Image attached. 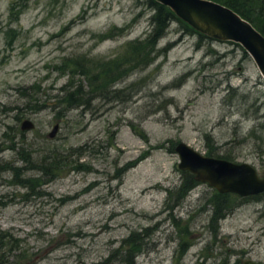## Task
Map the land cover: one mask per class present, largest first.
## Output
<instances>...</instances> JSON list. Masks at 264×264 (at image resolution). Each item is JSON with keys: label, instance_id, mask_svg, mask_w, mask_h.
I'll use <instances>...</instances> for the list:
<instances>
[{"label": "rangeland", "instance_id": "obj_1", "mask_svg": "<svg viewBox=\"0 0 264 264\" xmlns=\"http://www.w3.org/2000/svg\"><path fill=\"white\" fill-rule=\"evenodd\" d=\"M153 11L150 0H0V264H127L129 246L134 264H264V193L224 197L172 148L264 175V78L237 42L177 16L152 62L126 61ZM77 86L86 103L68 107Z\"/></svg>", "mask_w": 264, "mask_h": 264}, {"label": "water", "instance_id": "obj_2", "mask_svg": "<svg viewBox=\"0 0 264 264\" xmlns=\"http://www.w3.org/2000/svg\"><path fill=\"white\" fill-rule=\"evenodd\" d=\"M156 1L168 6L178 18L195 30L216 39L240 44L264 78V34L231 7L215 0ZM20 127L32 128L34 122L25 118ZM57 127L58 124H54L50 136ZM173 150L178 157L179 168L189 171L195 180L208 183L218 192H234L245 196L264 190V175H259L250 162L204 154L182 140L173 145ZM243 264L257 263L245 260Z\"/></svg>", "mask_w": 264, "mask_h": 264}, {"label": "trees", "instance_id": "obj_3", "mask_svg": "<svg viewBox=\"0 0 264 264\" xmlns=\"http://www.w3.org/2000/svg\"><path fill=\"white\" fill-rule=\"evenodd\" d=\"M215 1L221 2L231 7L233 10L238 12L241 16L249 20L255 28H257L260 32L264 34V0H215ZM150 3L153 5V8H154V11L151 15L152 28L147 33V36L145 38L136 39V40L129 42L130 50H134V51H132L131 54L128 57H126V61H129L130 58L134 55L133 59L135 63L139 65H147L154 60L157 54V51H158L156 50V47H155L156 46L155 43L157 39L162 35L164 29L167 27L170 20L176 18L175 14L166 5L160 2H157L156 0H150ZM179 21L182 23V25L187 30L198 32L200 33V35L210 37L208 35L203 34L202 32H199L193 29L189 24H187L183 20L179 19ZM102 36L105 37L106 35H102ZM82 69H83L82 70L83 73L87 72V70L85 69V65L82 66ZM94 79H95L96 86L94 87L93 92L102 91L106 83L102 85V83L104 82L101 83V79H102L101 75L95 74ZM114 79H115V76L112 75L110 80H114ZM81 90H82L81 86H77L73 90L67 89L64 93V100H63L65 105L68 107H72L75 105L86 103V101L84 100H86L87 98L86 97L83 98L84 92H82ZM65 109H68V108L66 107ZM250 131L252 130L250 129L249 132ZM211 151L212 150L209 149L207 153L210 155L217 156V157L229 158L227 154L220 156L218 154L210 153ZM228 194L233 195L232 192H221V195H223L224 197L228 196ZM210 200H213V199H210ZM220 203H222V201H215V200L212 201L213 210L217 212L218 214H220L219 217L226 212V209L223 206H221ZM210 220L215 221L216 219L211 218ZM138 247L129 246L125 249L124 251L125 256L127 258H129L130 255L132 256L130 263H127V264H134L133 254L135 251H139L140 248Z\"/></svg>", "mask_w": 264, "mask_h": 264}, {"label": "bare ground", "instance_id": "obj_4", "mask_svg": "<svg viewBox=\"0 0 264 264\" xmlns=\"http://www.w3.org/2000/svg\"><path fill=\"white\" fill-rule=\"evenodd\" d=\"M176 16V15H175ZM243 17V16H242ZM185 22V21H184ZM204 34V33H203ZM263 34V33H262ZM206 35V34H205ZM232 193H234V192H232ZM262 193H264V190L262 191V192H259V193H256V194H254V196H255V198H258L259 196H260V194H262ZM236 194V193H235ZM238 195V194H237ZM249 195H253V194H249ZM239 196H241V195H239ZM245 196H248V195H245Z\"/></svg>", "mask_w": 264, "mask_h": 264}, {"label": "flooded vegetation", "instance_id": "obj_5", "mask_svg": "<svg viewBox=\"0 0 264 264\" xmlns=\"http://www.w3.org/2000/svg\"><path fill=\"white\" fill-rule=\"evenodd\" d=\"M248 196H253L255 198L254 194L253 195H248Z\"/></svg>", "mask_w": 264, "mask_h": 264}]
</instances>
